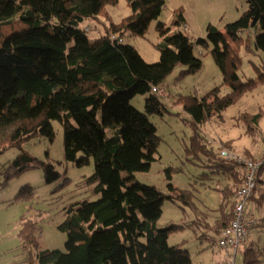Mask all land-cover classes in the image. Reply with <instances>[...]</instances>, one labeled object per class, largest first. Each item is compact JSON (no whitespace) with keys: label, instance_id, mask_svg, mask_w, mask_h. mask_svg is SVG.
<instances>
[{"label":"trees","instance_id":"obj_1","mask_svg":"<svg viewBox=\"0 0 264 264\" xmlns=\"http://www.w3.org/2000/svg\"><path fill=\"white\" fill-rule=\"evenodd\" d=\"M118 1L0 0V155L11 148L23 150L34 138L52 142L53 122L59 121L64 128L65 160L80 167L94 163V172L77 186L78 194L87 197L65 206V218L58 226L68 235L65 251L40 249L39 223L23 219L17 232L29 252L24 264H192L187 249L168 244L169 236L187 225L212 228L220 235L232 221L234 197L245 168L205 146L197 130L187 152L198 156L204 151L205 166L227 181L219 188L221 201L216 209H201L192 190L175 186L172 167L166 169L167 191L139 182L135 174L149 171L157 160L161 138L149 116L169 111L164 96L153 87H163L177 66L183 67L180 77L199 72L203 61L195 56V46L208 50L230 88L225 94L215 87L200 98L180 96L196 129L264 83V0H247V9L226 24L224 32L209 24L206 37L195 40L181 30L184 10H175L170 20L178 28L175 32L165 22L157 23L162 43L157 47L160 59L154 63L125 42V36H144L150 23L160 17L165 0H126L132 13L114 22L107 6ZM88 19L104 24L105 32L98 38L81 28ZM259 27L261 31L253 37L250 32ZM241 50L249 58H259V64L252 60L256 78L243 81L239 75ZM138 94L145 97V111L131 104ZM239 117L248 132L255 133L262 114ZM223 147L230 150L231 145L223 143ZM34 169L44 171L47 184L61 178L53 163L24 151L0 167L5 174L0 187ZM69 182L64 178L54 192ZM35 195V188L27 184L14 199L30 201ZM167 200L187 207L192 217L157 227ZM254 229L264 231V218L256 220L251 234ZM250 239L243 246L242 264H264V248Z\"/></svg>","mask_w":264,"mask_h":264},{"label":"rangeland","instance_id":"obj_2","mask_svg":"<svg viewBox=\"0 0 264 264\" xmlns=\"http://www.w3.org/2000/svg\"><path fill=\"white\" fill-rule=\"evenodd\" d=\"M181 8L186 18L181 30L185 31L192 39L206 37V27L209 24L217 26L224 32L225 25L235 22L247 9V0H165V7L156 20H153L144 36L128 33L125 42L133 45L140 55L150 63L160 59L158 46L162 39L156 29L159 21L165 22L170 32L178 28L170 20L175 10ZM107 10L114 22H120L122 18L130 15L132 9L126 0H119L116 5H108ZM81 28H88L91 38H98L105 32L104 24L97 19H88L81 24ZM261 28H253L250 33L255 34ZM195 56L203 61L202 69L195 74H186L180 77L183 67L177 66L166 78L163 87L167 95L163 97L168 107V112L163 116H149L151 122L157 127V133L161 138L157 160L147 172L135 174L136 180L141 183L154 185L163 191L168 190L166 169L172 167V183L185 190H192L195 194V202L205 211H211L218 207L221 201V191L227 181L222 175L212 173V169L205 166L207 157L204 151H199L198 156L189 154L191 137L197 130L204 139L205 146L212 147L221 157L220 148L223 143L231 145L230 151L248 159L258 160L264 149V83L248 91L235 104L228 107L221 115L214 114L196 129L190 114L184 109L180 96L202 97L215 87H220L221 94L227 93L230 88L224 84L223 76L208 50L194 47ZM243 61L239 71L243 81L256 78L257 71L253 61L259 64L258 57L249 58L241 50ZM253 60V61H252ZM131 104L138 111H145V97L138 94L131 99ZM242 113H261L255 133L248 132V125L239 116ZM55 137L51 142L47 138H34L27 141L23 150L11 148L0 155V167L14 160L21 152L31 154L37 158L49 161L61 174V178L54 184H47L42 169L27 170L12 178L4 187H0V264H24L29 257L27 249L23 248L18 232L23 219L36 220L41 229L38 233L40 249H59L65 251L68 235L58 226L64 220V209L69 203L87 197L86 194H78L82 178L91 176L94 172L93 160L89 165L77 166L76 162H67L64 156V128L61 122H53ZM111 131V128H107ZM222 150V149H221ZM5 174L0 173V183ZM68 177L70 182L54 192L56 186L63 183ZM30 184L35 188L36 195L30 201H16V193L24 185ZM258 187L253 193V198L246 205V210L255 218H264V168L258 174ZM183 208L187 209L184 213ZM163 214L157 223V227H164L171 222L184 223L192 215L189 209L181 203H173L169 200L163 204ZM251 239L257 247L264 248V231L254 229ZM218 234L212 228L201 226H184L179 232L172 233L168 238L171 246L180 245L187 249L192 259V264H223L225 250L217 245ZM231 250V249H229ZM231 250L230 252H232ZM244 247L238 249L236 263L242 264ZM234 253V252H233ZM227 260L229 264V256Z\"/></svg>","mask_w":264,"mask_h":264},{"label":"built area","instance_id":"obj_3","mask_svg":"<svg viewBox=\"0 0 264 264\" xmlns=\"http://www.w3.org/2000/svg\"><path fill=\"white\" fill-rule=\"evenodd\" d=\"M153 91L162 96L167 95L165 87L162 86L153 87ZM221 157L234 160L245 168L242 186L234 197L232 221L228 227L221 231L217 240L219 248L235 251L233 255L229 256V264H238L235 261L236 250L249 243L251 230L256 222V218L246 210V205L258 187V174L260 166L264 163V149L258 160L239 156L228 149L221 150Z\"/></svg>","mask_w":264,"mask_h":264},{"label":"crops","instance_id":"obj_4","mask_svg":"<svg viewBox=\"0 0 264 264\" xmlns=\"http://www.w3.org/2000/svg\"><path fill=\"white\" fill-rule=\"evenodd\" d=\"M251 198H253V196H252ZM248 203H249V202H248ZM224 250H225V253H224V259L222 260V263H223V264H228V261L225 262V261L227 260V256H228V254H231V253H233V252H235V251L230 252L231 250H229V249H224ZM237 252H238V250H236V255H237Z\"/></svg>","mask_w":264,"mask_h":264}]
</instances>
